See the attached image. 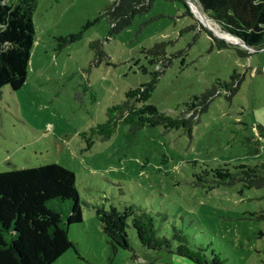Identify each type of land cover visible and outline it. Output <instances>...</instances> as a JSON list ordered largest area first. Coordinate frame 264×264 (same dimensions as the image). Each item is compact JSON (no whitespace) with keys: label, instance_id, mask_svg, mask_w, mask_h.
<instances>
[{"label":"rangeland","instance_id":"374dc122","mask_svg":"<svg viewBox=\"0 0 264 264\" xmlns=\"http://www.w3.org/2000/svg\"><path fill=\"white\" fill-rule=\"evenodd\" d=\"M184 1L154 0L117 31L105 14L116 0H37L26 80L0 88V172L55 162L75 173L82 222L70 225L72 246L51 264H196L174 243L142 246L129 217L132 248L112 254L100 211L129 206L160 213L158 234L180 230L220 264H264V188L203 180L218 162L264 159V138L257 154L245 138L264 119V48L226 39L195 0ZM214 83L220 94L185 125ZM130 95L141 117L165 122L142 126L131 142L123 123L105 140L82 136ZM176 118L184 124H170ZM51 205L65 212L70 202ZM118 219L112 212L106 223Z\"/></svg>","mask_w":264,"mask_h":264},{"label":"trees","instance_id":"16d2710c","mask_svg":"<svg viewBox=\"0 0 264 264\" xmlns=\"http://www.w3.org/2000/svg\"><path fill=\"white\" fill-rule=\"evenodd\" d=\"M154 0H116L107 10L108 21L114 23L112 30H121L131 23L137 13L151 7ZM172 1V0H169ZM185 2L184 0H179ZM222 31H226L252 49L264 48V0H195ZM37 0H0V88L8 85L16 90L25 82L28 63L35 43L33 14ZM223 42V41H221ZM240 52V51H239ZM243 54V53H242ZM245 54H248L245 52ZM231 76L226 90L230 96L237 91L239 80ZM236 81V82H235ZM235 82V84H234ZM217 84L207 88L197 98L194 116L185 119L199 120L200 111L219 95ZM134 95L109 106L104 121L83 131L82 136H98L105 140L116 130L119 123L127 124L125 137L131 142L144 125L151 126L165 119L157 113L150 119L141 117L135 107ZM192 108V107H191ZM170 124H184L180 119ZM172 121V122H171ZM256 135L245 137L249 152L257 154L259 138H264V126L256 124ZM213 187L233 186L264 188V159L254 164L230 166L218 162L206 175ZM202 179H198L201 182ZM52 200L69 201L67 211L51 205ZM119 214L118 223H106L108 216ZM107 245L112 254L118 249L132 248L126 233L130 218L140 244L153 250L165 249L185 256L196 264H220L218 256L209 257L202 246L192 244L187 235L173 228L170 236L157 233L156 219L160 213L141 206L115 208L100 211ZM82 222L80 197L73 170L51 162L33 167L13 168L0 172V264H51L71 246L68 237L70 225Z\"/></svg>","mask_w":264,"mask_h":264},{"label":"bare ground","instance_id":"6f19581e","mask_svg":"<svg viewBox=\"0 0 264 264\" xmlns=\"http://www.w3.org/2000/svg\"><path fill=\"white\" fill-rule=\"evenodd\" d=\"M191 4L194 7V9L197 10V12H198V9H197V6H196L195 2L192 1ZM198 14H199V12H198ZM200 17H202L203 21H205L208 25L212 26L213 30L216 33L221 34L223 37H225L228 40H233V41H237L238 40L235 36L230 35L229 33L225 32V31L224 32L220 31L217 27H215L211 23H209V21H207L206 18L203 17L202 15H200Z\"/></svg>","mask_w":264,"mask_h":264},{"label":"water","instance_id":"95a60500","mask_svg":"<svg viewBox=\"0 0 264 264\" xmlns=\"http://www.w3.org/2000/svg\"><path fill=\"white\" fill-rule=\"evenodd\" d=\"M186 1H188V0H186ZM226 32V31H225ZM228 33V32H227ZM230 34V33H229ZM230 35H232V34H230ZM234 36V35H233ZM236 37V36H235ZM241 43H242V45L243 46H245V47H247V48H249V49H252L251 47H249V46H247L241 39H239L238 37H236Z\"/></svg>","mask_w":264,"mask_h":264},{"label":"crops","instance_id":"0c3cea01","mask_svg":"<svg viewBox=\"0 0 264 264\" xmlns=\"http://www.w3.org/2000/svg\"><path fill=\"white\" fill-rule=\"evenodd\" d=\"M262 107H264V104L262 105ZM263 116H264V114H263ZM263 116H261V117H263ZM256 121H257V123H259V124L264 126V119L263 120L260 119V120H256Z\"/></svg>","mask_w":264,"mask_h":264}]
</instances>
